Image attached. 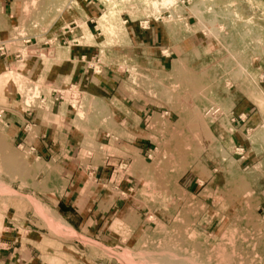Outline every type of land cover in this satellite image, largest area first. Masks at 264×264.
I'll use <instances>...</instances> for the list:
<instances>
[{
  "label": "rangeland",
  "instance_id": "374dc122",
  "mask_svg": "<svg viewBox=\"0 0 264 264\" xmlns=\"http://www.w3.org/2000/svg\"><path fill=\"white\" fill-rule=\"evenodd\" d=\"M53 48L142 101L141 145H106L72 82L48 103L75 118L68 153L35 156L0 119V264H264V0H0L21 107L49 109L26 72Z\"/></svg>",
  "mask_w": 264,
  "mask_h": 264
},
{
  "label": "crops",
  "instance_id": "0c3cea01",
  "mask_svg": "<svg viewBox=\"0 0 264 264\" xmlns=\"http://www.w3.org/2000/svg\"><path fill=\"white\" fill-rule=\"evenodd\" d=\"M81 53H86V51ZM52 54V58L46 59L44 64L39 63L38 69L33 68L32 71L26 72V75L32 80L31 91L39 92L49 109L21 107L12 85H3L1 88L0 93L3 99L0 100V104L3 109L0 112V119L5 121L10 130L16 127L15 133L8 134L7 138L10 137L11 141L13 139L20 140L22 136L34 147L33 154L39 157L49 155L56 157L68 153L69 147L64 150L58 144L59 150L55 142L58 140L64 142L66 139L67 145L70 144L71 141L67 138L76 132L75 118L72 116L70 118V115L62 109L61 104L48 105V103L53 90L59 89L64 82H72L80 86L89 103H92L93 108L101 109L95 112L91 120H93V125L98 127V130L102 129L99 134L103 136L102 139L106 141V145H109L112 140L125 139L127 136L133 140L132 145H141L142 117L137 109L143 108L142 101L127 98L124 93L125 86L123 87L120 79L116 83L113 75L100 74L94 76L89 72L84 73L79 66V56L78 53H75V49L64 52L53 48ZM12 60L11 57L0 60V73L5 68L10 67ZM57 60L61 61L58 63ZM67 63L69 64L64 70V65ZM26 121H28L30 131L26 134L20 133L19 130ZM124 142L126 143H121V145L126 146L127 141ZM134 150L137 151L135 147ZM94 171L97 172L98 169ZM54 189L57 191L55 193L56 202L63 205V210L72 209V205L80 201L78 194L81 189L74 182L63 184Z\"/></svg>",
  "mask_w": 264,
  "mask_h": 264
}]
</instances>
